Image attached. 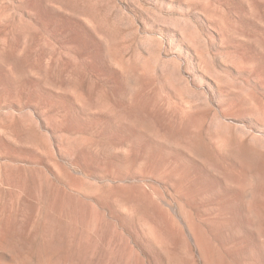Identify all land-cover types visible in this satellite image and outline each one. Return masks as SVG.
<instances>
[{
    "label": "rangeland",
    "instance_id": "obj_1",
    "mask_svg": "<svg viewBox=\"0 0 264 264\" xmlns=\"http://www.w3.org/2000/svg\"><path fill=\"white\" fill-rule=\"evenodd\" d=\"M0 264H264V0H0Z\"/></svg>",
    "mask_w": 264,
    "mask_h": 264
}]
</instances>
